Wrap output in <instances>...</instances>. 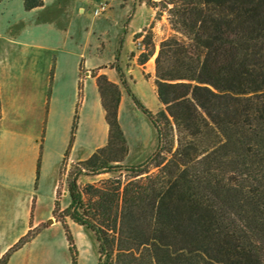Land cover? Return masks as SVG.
Returning <instances> with one entry per match:
<instances>
[{
  "label": "trees",
  "instance_id": "obj_1",
  "mask_svg": "<svg viewBox=\"0 0 264 264\" xmlns=\"http://www.w3.org/2000/svg\"><path fill=\"white\" fill-rule=\"evenodd\" d=\"M139 1L156 19L166 13L172 29L155 58L161 107L153 113L137 101L158 148L144 163L122 164L128 144L119 107L129 84L120 67L121 84L97 75L108 139L88 158H75L63 211L95 235L98 264H264V0ZM43 5L24 0L27 11ZM143 41L141 66L155 54L152 30ZM76 127L77 115L57 170ZM104 173L117 175L78 182ZM62 225L77 264L74 238Z\"/></svg>",
  "mask_w": 264,
  "mask_h": 264
},
{
  "label": "rangeland",
  "instance_id": "obj_2",
  "mask_svg": "<svg viewBox=\"0 0 264 264\" xmlns=\"http://www.w3.org/2000/svg\"><path fill=\"white\" fill-rule=\"evenodd\" d=\"M103 1L105 0H46L44 9L27 11L23 0H2L0 1V34L6 33L7 29L11 31L14 27L20 28L23 40L41 45L42 64L58 61L57 65L54 63L51 75L56 73V79L58 83H62L63 88L72 76L73 65L80 60L79 56L63 52V48L72 49L79 55L82 48L88 44V58L96 59L98 47L97 60L105 64L106 69H114L110 71V75L115 78H119L116 67H120L130 90L128 92L122 87L119 107V121L128 144V154L122 164L138 165L153 155L159 141L154 124L137 101L153 113L158 112L161 107L155 89V58L161 40L168 37L172 29L166 13L156 19V11L139 0H111L106 12L95 15V8ZM79 6L85 7L83 13L79 11ZM152 23L153 28H151ZM65 29H68V32H65ZM150 30L154 34L155 54L150 59L151 64L139 66V56L147 51V46L145 45V49L141 51L136 34L142 32L140 38L143 41ZM135 31L138 32L134 34ZM45 47L49 49H44ZM137 54L136 63L134 60ZM89 84V100L78 131V141L83 145L85 155L88 157L97 148L106 145L109 132L104 109L101 103L96 104L93 84L91 82ZM61 113L60 111L55 120L53 119L52 130H48L46 135L48 145L56 143V151L44 165L40 210L44 221L38 228L41 231L34 240L33 253L37 264H71L69 244L62 225V221H65L74 238L77 264H98L99 247L95 235L74 222L63 211L71 201L68 177L78 162L74 154H68L59 170L57 166L52 169L51 175L59 180V185L52 216L48 217L54 203L52 185L47 174L50 173L52 165L60 159L57 150L62 148L64 138V116ZM16 150L17 147H13L9 149V153L15 154ZM115 175L117 173L81 175L78 182L84 187L88 183L97 184ZM56 205H59L58 214L54 213ZM12 251L4 257L8 258Z\"/></svg>",
  "mask_w": 264,
  "mask_h": 264
},
{
  "label": "crops",
  "instance_id": "obj_3",
  "mask_svg": "<svg viewBox=\"0 0 264 264\" xmlns=\"http://www.w3.org/2000/svg\"><path fill=\"white\" fill-rule=\"evenodd\" d=\"M45 7L46 0L42 7L31 11ZM79 11L83 13L85 7L79 6ZM20 32V28L14 27L13 30L7 29L6 33L0 34V261L13 250L5 264H37L33 245L41 231L38 228L44 221L40 213L42 175L44 165L56 151V143L47 144V131L52 130L53 119L61 111L64 116V138L62 148L57 150L60 159L47 174L52 185L54 203L48 216L50 218L58 188L51 172L66 154L76 115L77 127L70 154H74L77 159L88 157L78 141V131L89 100V83L93 84L96 104L101 103L103 107L97 75L104 73L119 84L120 76L112 77L110 71L114 69H106V65L97 60L98 47L96 59L88 58V44L79 55L72 49L63 48V52L80 58L73 65L72 76L63 88L62 83H58L56 79V73L51 75L52 67L58 61L42 64V46L26 42L21 38ZM136 32L138 31L134 34ZM137 58L138 54L134 60L136 63ZM147 64H151V60ZM152 71L154 73V68ZM13 147H17L15 154L9 153V149ZM39 162L41 167L38 173ZM65 193L64 191V195ZM28 235L27 242L16 248L20 240Z\"/></svg>",
  "mask_w": 264,
  "mask_h": 264
},
{
  "label": "built area",
  "instance_id": "obj_4",
  "mask_svg": "<svg viewBox=\"0 0 264 264\" xmlns=\"http://www.w3.org/2000/svg\"><path fill=\"white\" fill-rule=\"evenodd\" d=\"M111 0H105L103 1L98 7L95 8L94 13L95 15H101L102 13L106 12V10L109 8ZM142 38H138V45L141 48V51L145 49V44L141 40Z\"/></svg>",
  "mask_w": 264,
  "mask_h": 264
}]
</instances>
